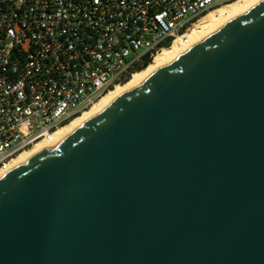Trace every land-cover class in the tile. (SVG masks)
I'll list each match as a JSON object with an SVG mask.
<instances>
[{
	"label": "water",
	"instance_id": "obj_1",
	"mask_svg": "<svg viewBox=\"0 0 264 264\" xmlns=\"http://www.w3.org/2000/svg\"><path fill=\"white\" fill-rule=\"evenodd\" d=\"M0 264H264V0L1 175Z\"/></svg>",
	"mask_w": 264,
	"mask_h": 264
},
{
	"label": "built area",
	"instance_id": "obj_2",
	"mask_svg": "<svg viewBox=\"0 0 264 264\" xmlns=\"http://www.w3.org/2000/svg\"><path fill=\"white\" fill-rule=\"evenodd\" d=\"M237 0H0V175Z\"/></svg>",
	"mask_w": 264,
	"mask_h": 264
},
{
	"label": "bare ground",
	"instance_id": "obj_3",
	"mask_svg": "<svg viewBox=\"0 0 264 264\" xmlns=\"http://www.w3.org/2000/svg\"><path fill=\"white\" fill-rule=\"evenodd\" d=\"M263 0H237L227 5L221 6L207 15H205L199 24L197 25V29L190 35V46L195 45L201 41H203L206 37H208L212 32L216 29L230 21L231 19L237 17L248 9L252 8L256 4L260 3ZM189 45V44H188ZM183 45L179 41H176L171 47L162 50L157 55H155L152 59L151 64L141 72L134 73L128 83L124 85H116L112 90L103 95L100 99H98L87 112H83L81 115L73 119L68 125L61 128L56 134V140L53 143L41 142L35 145L33 148L25 151L19 155L15 162V166L23 163L24 161L30 159L31 157L37 155L42 152L46 148L50 147L67 134L77 129L81 125H83L86 121H88L91 117L97 114L100 110H102L105 106L110 104L112 101L120 97L130 88L135 86L137 83L142 81L145 77L156 71L157 69L163 67L164 65L171 62L173 59L178 57L183 51H185L190 46ZM1 176V175H0Z\"/></svg>",
	"mask_w": 264,
	"mask_h": 264
},
{
	"label": "trees",
	"instance_id": "obj_4",
	"mask_svg": "<svg viewBox=\"0 0 264 264\" xmlns=\"http://www.w3.org/2000/svg\"><path fill=\"white\" fill-rule=\"evenodd\" d=\"M151 63V60L150 59H147L144 63L143 66L139 67L138 69L135 70V72H141V71H144L148 65Z\"/></svg>",
	"mask_w": 264,
	"mask_h": 264
},
{
	"label": "rangeland",
	"instance_id": "obj_5",
	"mask_svg": "<svg viewBox=\"0 0 264 264\" xmlns=\"http://www.w3.org/2000/svg\"><path fill=\"white\" fill-rule=\"evenodd\" d=\"M196 29H197V28H196ZM151 62H152V60H151ZM150 64H151V63H150ZM150 64H149V65H150ZM149 65H148V66H149ZM134 73H137V72H134ZM130 78H131V77H130ZM130 78H129L124 84L128 83V81L130 80ZM124 84H122V85H124ZM90 109H91V108H90ZM90 109H88L87 111H89ZM87 111H85V112H87ZM30 151H31V150H30ZM27 152H29V151H27Z\"/></svg>",
	"mask_w": 264,
	"mask_h": 264
}]
</instances>
